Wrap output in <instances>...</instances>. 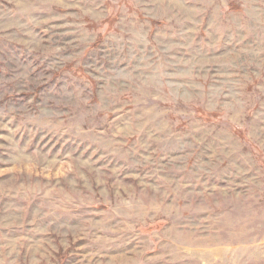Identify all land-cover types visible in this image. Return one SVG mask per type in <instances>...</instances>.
<instances>
[{
    "label": "rangeland",
    "instance_id": "rangeland-1",
    "mask_svg": "<svg viewBox=\"0 0 264 264\" xmlns=\"http://www.w3.org/2000/svg\"><path fill=\"white\" fill-rule=\"evenodd\" d=\"M0 264H264V0H0Z\"/></svg>",
    "mask_w": 264,
    "mask_h": 264
}]
</instances>
